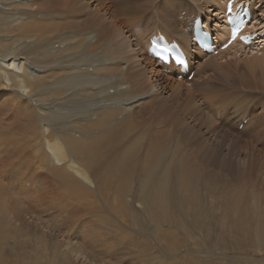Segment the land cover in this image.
<instances>
[{
	"label": "rangeland",
	"instance_id": "374dc122",
	"mask_svg": "<svg viewBox=\"0 0 264 264\" xmlns=\"http://www.w3.org/2000/svg\"><path fill=\"white\" fill-rule=\"evenodd\" d=\"M250 2L264 25V0L262 7L260 0ZM206 8L204 0H0V19L17 25L27 10L46 31L42 41H16L0 54V65L19 56L32 75L47 76L41 98L19 91L41 108L38 128H48L50 142L66 147L75 123L111 106L123 114L104 155L75 163L87 178L76 176L89 189L87 195L76 189L81 203L92 205L86 214L65 205L41 218L26 210L13 216L9 207L0 213V243L10 242L5 263H20V255L21 264H264V75L248 72L252 50L194 59L195 75L183 82L176 75L159 82L145 54L157 28L180 34L185 23L191 34L194 17ZM257 43L249 46L255 52ZM148 155L155 161L144 169ZM11 179L0 176V184L13 196ZM155 195L169 202L165 213L157 210L156 223L147 207ZM165 232L174 235L173 244L162 240Z\"/></svg>",
	"mask_w": 264,
	"mask_h": 264
},
{
	"label": "bare ground",
	"instance_id": "6f19581e",
	"mask_svg": "<svg viewBox=\"0 0 264 264\" xmlns=\"http://www.w3.org/2000/svg\"><path fill=\"white\" fill-rule=\"evenodd\" d=\"M204 2L207 8L204 9L203 12L199 14V16L201 15L204 17V19H206L204 25L206 28H212L213 23H215V26L212 28L213 31H211V35L214 39L216 38L221 43V41L219 40L220 37L222 39V43H224L229 38V31L227 26H223L224 24H222V13L215 10V8H219L222 11L224 9L225 12L226 1L222 3L219 0H204ZM259 4L261 5V7L263 6L261 0ZM16 5L24 7L25 3L16 2ZM26 11L24 14H22L26 15V17L24 16L25 18L23 16L16 18L20 20L22 19V22L20 21V23H16L17 25L11 26V21L8 22L10 19L6 21L5 17L0 19V37H3L5 34H7L12 37V40L14 39L13 42L12 40L9 41L0 38L1 55H4V53L11 47L12 44L14 45L16 41H21L24 39L30 40L35 37L40 41L44 39L43 36L46 34V31L34 21L35 14ZM213 11L216 12L215 16L211 15ZM27 18H29V20H27ZM197 18V16L194 17L192 23ZM255 20V22L249 24L241 34L246 35L248 33L253 34L254 32H257L259 33V36H262L264 34V25L262 24L263 22H258L257 17H255ZM16 21L18 22V20ZM38 22L42 26H45V23H42V19L38 20ZM171 24L172 26H175L177 23L172 21ZM183 26L186 27H184V31L180 34L169 33L166 30V32L163 31V33L165 37L170 41L177 40L182 46L184 52L186 51L188 55L192 56L190 62L191 67H195V63L193 62L194 59L196 61H199L200 58L213 60V57L215 56L204 55L203 53H201L200 47L194 42L193 43L195 44V50L193 49L194 51H192V49H190L192 48L191 46H193L190 40V36L193 38V26H191V34H189L187 30V24L184 23ZM69 29L72 28H70L69 26ZM157 29L155 30L154 34L149 35L148 47L150 46L151 38L154 37L153 35L158 36ZM225 29H227V32L225 31ZM260 40L261 43L258 44V42L257 44L259 46L257 45V47L261 46L260 51H263L264 37ZM44 44L49 43L44 42ZM232 45L233 46L230 49L226 50L223 53L228 54V56L235 55L236 57L238 56L237 53L239 52L246 53L247 50H252L251 56L253 58H249V66L251 69L248 68V72L256 74L257 71L254 70L260 69L259 72L264 75V53L262 55V53H259L260 51L256 50L257 52H255L254 49L257 48L254 47H241V45L238 43H232ZM255 45L256 43L251 46ZM149 48L150 53L146 50L145 54H147L146 56H148L150 58L149 60H151L150 64L153 66V69H151L154 72H152L154 76L156 75V77H158L159 82L164 81L165 78L166 80L171 79V76L173 75V66L166 67L165 65L157 62L154 50L151 49V46ZM111 52L113 54L115 53L112 49L110 50L108 48V53ZM123 52L121 51V53ZM18 57L19 56H14L12 58L13 60L10 59L13 61L11 64L0 65V85L2 86L0 87V91L3 93V95L1 96H4V102L0 103V153L4 156V159L0 161V171H2L0 172V176L6 178L8 182H12V179L10 181V178H13V183L16 186V192H12L14 194L13 196H11L10 193H2L3 191H6L8 189L7 186H3V184L5 185V183L0 184V213H4L5 215H7L8 210L6 208L9 207V210L12 211L13 216L15 215L16 217H20L23 214V211L26 210L29 213V216L41 218L39 215H45L50 212L60 213L63 206L65 205L67 211L71 209V212H77L76 215L83 213L86 214L88 212L86 208L91 207L92 205L84 206L81 203V200L76 195V189L79 190L83 195H87L89 189L85 184H83V182L78 180L76 176H79L84 181L87 180V178L85 176V173L82 174L79 168L76 167L75 163L83 165V163L89 162L90 164L91 161L97 160L100 156L104 155V148L106 147V145H108L107 143L108 141H110V136L117 134L118 132L115 131L120 126H122V118L120 116H123V114L121 115L119 109H116V107L118 106H111L108 109H104L96 113V117L92 116L93 119L91 117L89 122L82 124L75 123V127H73L74 132L65 138L67 144L66 147L60 145V142L58 140H53L54 143L50 142V137L47 133L48 128H38L37 115L43 117V115L40 113L41 108L36 109L37 107L30 99V97L28 98V100H25L26 98L19 91L28 89L30 95H34L35 97H38L39 95V98H41L44 95V93L42 92L46 86L45 83L47 80V76L32 75L26 68L25 63L20 62V58ZM168 69L171 70V75L165 74V71ZM202 69H204L203 66L198 71H200L201 73L203 71ZM182 80L183 79H181L180 81ZM86 81H88V79H86ZM77 86L78 84L77 82H75V88H77ZM60 94L61 93L57 91L54 93V95ZM104 102L111 101L106 100ZM11 116L13 118L9 119V117ZM244 120H242L241 123ZM74 133L76 135H73ZM44 139L45 141H43ZM45 144L47 145V150L45 148ZM125 151L126 150H124V153H126ZM153 155H148V158L143 166L144 169L148 168L151 163H154L155 157L153 159ZM63 162H65V164L67 165H62ZM39 172L42 173L39 176H36ZM67 173L69 174V176L67 175ZM166 202L167 200L158 199V197L155 195V197H153L152 200L147 204V207H149L151 211V213L149 212L151 214V219L153 216V218L155 219V223L159 220V218H157V210H159L160 214H162L165 211L164 208L166 209L169 206L168 205L166 207L167 203L169 204V202ZM83 209L84 211H82ZM168 211L169 210H167L166 212ZM62 217L58 219H62ZM112 228L116 229L114 224H112ZM125 237L126 236H124V238ZM3 238L4 236L0 238V241H2ZM174 238L175 237L172 233L165 232L162 234V240L166 243L173 244L170 240ZM9 243V241L0 243V264H10L5 263L6 260L4 261L3 259L5 257L4 252L7 250V246H10ZM11 248L12 250L10 251V255L6 257L7 259L9 257L13 258V254L16 250V245L14 243L11 244ZM138 248L143 255L147 254L148 244L145 240H141L140 242H138ZM17 257H20V263L18 264L26 262L25 260H22L21 262L20 255H17ZM25 264L31 263L28 262ZM36 264L42 263L37 259Z\"/></svg>",
	"mask_w": 264,
	"mask_h": 264
}]
</instances>
